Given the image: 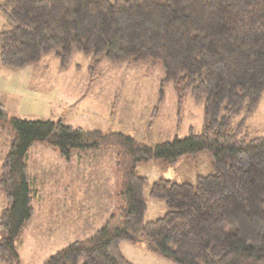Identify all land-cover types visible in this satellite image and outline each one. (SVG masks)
<instances>
[{"label": "trees", "instance_id": "16d2710c", "mask_svg": "<svg viewBox=\"0 0 264 264\" xmlns=\"http://www.w3.org/2000/svg\"><path fill=\"white\" fill-rule=\"evenodd\" d=\"M0 11L14 22L0 32L2 65L23 69L55 53L67 67L75 50L91 57V69L104 60L160 62L164 81L204 101L205 119L199 133L148 144L61 119L9 117L0 103V123L14 136L1 166V262L21 264L18 239L35 198L27 158L43 142L68 161L74 150L114 147L122 171L121 204L110 219L44 264H134L124 241L146 242L176 264H264V136L245 131L264 98V0H6ZM202 151L214 172L194 184L154 181L149 196L168 210L147 220L149 182L139 164L175 165Z\"/></svg>", "mask_w": 264, "mask_h": 264}, {"label": "rangeland", "instance_id": "374dc122", "mask_svg": "<svg viewBox=\"0 0 264 264\" xmlns=\"http://www.w3.org/2000/svg\"><path fill=\"white\" fill-rule=\"evenodd\" d=\"M5 2L0 0V4ZM13 25L0 11V32ZM92 66L91 57L78 50L67 67L61 65L55 53L23 69L8 68L0 61V103L9 117L61 119L87 130L122 131L148 144L202 131L204 101L197 102L175 82L164 81L166 72L160 62L104 60L93 69ZM162 87L164 97L160 101ZM3 124L0 123V176L14 137ZM246 125L250 137L264 136V98L247 117ZM27 159L35 191L34 215L18 239V250L21 264H44L59 249L94 235L110 219L121 204L122 171L117 150L111 146L98 151L74 150L68 161L58 148L37 142ZM138 169L149 182L147 220L162 217L168 210L164 200L149 196L154 181L164 177L194 184L198 176L214 172L207 151L181 158L175 165L155 159L139 164ZM5 206L0 190V211ZM145 243L124 241L122 251L134 264H176Z\"/></svg>", "mask_w": 264, "mask_h": 264}, {"label": "crops", "instance_id": "0c3cea01", "mask_svg": "<svg viewBox=\"0 0 264 264\" xmlns=\"http://www.w3.org/2000/svg\"><path fill=\"white\" fill-rule=\"evenodd\" d=\"M28 161V160H27ZM33 181H31V183H32ZM32 187H33V184H32ZM34 188V187H33Z\"/></svg>", "mask_w": 264, "mask_h": 264}]
</instances>
